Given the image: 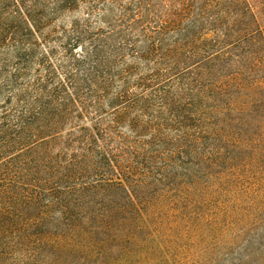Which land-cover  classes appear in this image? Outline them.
I'll return each mask as SVG.
<instances>
[{
	"label": "trees",
	"instance_id": "trees-1",
	"mask_svg": "<svg viewBox=\"0 0 264 264\" xmlns=\"http://www.w3.org/2000/svg\"><path fill=\"white\" fill-rule=\"evenodd\" d=\"M48 1L52 9L42 0L27 7L13 0L26 27L0 13L4 254L32 242L35 255L47 252L57 264L71 257L113 264L122 260L116 252L131 264L164 222L199 219L196 211L223 191L249 194L234 151L250 143L243 133L264 128V100L250 103L263 96L264 82L244 84L222 66L196 68L215 56L231 59L201 46L219 49L213 38L229 9L220 1L238 9L236 41L264 49V29L247 0ZM81 4L70 28L28 13L41 5L56 16ZM175 69L182 72L173 79ZM258 198L247 215L264 214ZM177 207L181 217H162V209Z\"/></svg>",
	"mask_w": 264,
	"mask_h": 264
},
{
	"label": "rangeland",
	"instance_id": "rangeland-1",
	"mask_svg": "<svg viewBox=\"0 0 264 264\" xmlns=\"http://www.w3.org/2000/svg\"><path fill=\"white\" fill-rule=\"evenodd\" d=\"M20 1L24 7L31 6L34 2V0ZM247 1L257 14L264 29V0ZM220 2L223 4L221 7L223 11L227 10L228 7L229 9L227 10V16L223 14V17H226L227 20L220 23L219 31L212 27L219 34V37L213 38V42H221L219 49L210 45L201 46L209 54L218 52L219 56L229 57L231 58L229 62L234 61V63L231 62L232 66L227 68L229 62L227 60L218 61L215 59L217 56L214 54L215 57L205 59L206 62L198 64L197 70L203 73H210V71L215 73L216 69L222 66L225 75L232 78L238 77L244 84L264 82V49L261 51L262 46L259 42L251 45L247 40L236 41L240 39L237 35L240 33V27H242L239 18H237L238 9L234 5L228 6L225 2ZM41 3H49L48 5H51L50 9L53 7L52 2L48 0H42ZM83 8H85L83 4L77 5L75 8L74 6H69V8L63 6L56 16H52L50 14L52 13L51 10L38 5L28 13L34 19L51 17L55 20L54 25L66 24L68 27L71 21L76 17H80ZM0 13L5 14L7 18H12L21 27H26V23L28 24L27 16L23 13L19 4L14 5L13 0H0ZM94 20L98 21V18L96 17ZM39 29L41 32L47 31L46 27H40ZM56 29L60 32L63 31L58 27ZM205 33L207 34H205L204 39H210L213 35L211 30ZM249 52L254 53L251 60L241 64L235 63V61L241 60V55H247ZM200 53H204L203 49ZM257 53L258 56H256ZM257 60H260V65L254 66V62ZM195 61L200 62V59ZM203 64H206V67L201 68ZM193 71H195V68H191L188 72ZM170 72V76L174 79L182 72V69H175ZM184 75H179V77L185 78ZM262 93L263 96H258V98L251 97L250 103L258 101V99L264 100V92ZM247 94L250 95L249 92ZM254 95H257V92ZM254 106L250 107L249 113L251 115L254 114V111H252ZM247 133H243L242 137L249 139L250 143L243 144L235 149L234 155L238 157L236 162L237 171H240L244 184L248 185V189H251L249 194L239 191L241 193L230 195L229 192L225 194L223 191L216 197H209V203L196 211L201 215L199 219L193 221L191 219L174 220L173 218V220L164 222L160 229L159 238L140 244V251H143V254H141L142 256H134L135 261H132L131 264H264V214L247 215V210L251 204L250 200H260L259 195L264 197V128H254ZM242 186L238 183L236 189L242 188ZM260 205L264 206V203ZM178 209V207L173 211L162 209L161 215L163 218H168V214L171 217L175 215L179 218L183 212ZM36 247H38V244L32 242L27 243V245L12 244L11 249L4 254V250L0 246V264H57L54 261L55 256L47 254V252L35 255L37 252L33 253V249H36ZM23 249L32 253L22 252ZM116 253V256L122 260L113 264H126V260L122 258L120 252ZM28 256H31V260H28ZM80 260L79 257H71L61 262L63 264H78ZM83 264L98 263L96 260L94 263L87 259Z\"/></svg>",
	"mask_w": 264,
	"mask_h": 264
}]
</instances>
